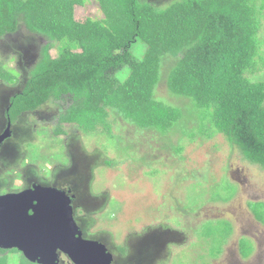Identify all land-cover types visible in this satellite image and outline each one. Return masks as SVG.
<instances>
[{"label":"rangeland","instance_id":"obj_1","mask_svg":"<svg viewBox=\"0 0 264 264\" xmlns=\"http://www.w3.org/2000/svg\"><path fill=\"white\" fill-rule=\"evenodd\" d=\"M145 1L163 8L173 0ZM255 1L261 57L249 76L264 81V0ZM74 13L77 19L103 16L98 0H86ZM46 42L23 26L0 40V59L19 78L16 84L0 81V133L7 125L9 97L24 85ZM137 42L131 44L132 55ZM58 50L55 43L50 53ZM176 59L162 57L154 93L183 111L168 133L138 131L134 124L114 121L110 113V133L72 126L65 137L55 136L52 127L71 102L63 95L9 123L12 135L0 149V194L32 183L73 193V215L83 237L104 243L116 264H264V223L247 203L264 202V168L244 159L223 133L205 134L214 127L194 131V119L186 114L188 98L172 94L166 85ZM124 66L112 75L116 78ZM257 209L264 213V204ZM240 241L245 248L252 245L248 257H241ZM5 254L11 264L17 253ZM60 255L59 264H73Z\"/></svg>","mask_w":264,"mask_h":264},{"label":"trees","instance_id":"obj_2","mask_svg":"<svg viewBox=\"0 0 264 264\" xmlns=\"http://www.w3.org/2000/svg\"><path fill=\"white\" fill-rule=\"evenodd\" d=\"M85 1L0 0V40L21 26L47 40L24 85L9 97L5 113L10 123L69 95L70 104L52 127L55 136L65 137L72 126L110 133V113L114 121L134 124L138 131L168 133L183 111L154 95L166 55L177 57L166 85L172 94L188 98L186 114L194 119V131L214 127L205 134L223 133L244 159L264 168V81L249 76L261 57L255 0H173L163 8L145 0H98L101 18L77 19L75 8ZM136 40L146 48L142 62L130 51ZM55 43L59 50L52 55ZM124 65L130 74L121 82L112 71ZM18 80V71L0 59V81ZM247 203L264 223L257 209L264 202ZM241 244V257H248L252 245ZM5 251L18 253L22 264H37L16 248H0V264H9Z\"/></svg>","mask_w":264,"mask_h":264},{"label":"water","instance_id":"obj_3","mask_svg":"<svg viewBox=\"0 0 264 264\" xmlns=\"http://www.w3.org/2000/svg\"><path fill=\"white\" fill-rule=\"evenodd\" d=\"M9 123L0 133V149L11 135ZM73 197L56 186L36 183L1 193L0 248H16L37 264H59L57 253L73 264H113L103 243L82 236L73 216Z\"/></svg>","mask_w":264,"mask_h":264},{"label":"clouds","instance_id":"obj_4","mask_svg":"<svg viewBox=\"0 0 264 264\" xmlns=\"http://www.w3.org/2000/svg\"><path fill=\"white\" fill-rule=\"evenodd\" d=\"M143 51H144V45L142 42H137L132 49L134 58L137 60V62H142V58H143ZM130 74V69L125 65L119 72L116 73V79L123 82L127 76ZM8 121V119H7ZM5 141V140H4ZM45 186V185H44ZM51 186V185H50ZM59 188V187H57ZM25 189V188H24ZM62 189V188H60ZM22 190V189H21ZM64 190V189H63ZM66 191L67 194L72 195L73 193L67 192L68 190H64ZM74 195V194H73ZM74 200V197H73ZM73 204V201H72ZM74 216V215H73ZM77 223V222H76ZM79 226V225H78ZM107 249V248H106ZM5 250H9V249H5ZM108 251V250H107ZM58 255V259H61V255L60 253H57ZM112 255V254H111ZM10 261L11 264H22V261L19 257V254H14V256L10 257ZM113 261V258H112ZM113 264H116L114 262H112Z\"/></svg>","mask_w":264,"mask_h":264},{"label":"flooded vegetation","instance_id":"obj_5","mask_svg":"<svg viewBox=\"0 0 264 264\" xmlns=\"http://www.w3.org/2000/svg\"><path fill=\"white\" fill-rule=\"evenodd\" d=\"M6 109H7V108H6ZM5 114H6V113H5ZM6 116H7V115H6ZM7 118H8V117H7ZM10 129H11V128H10ZM2 132H3V131H2ZM11 135H12V130H11ZM11 135H10V136H11ZM10 136H9V137H10ZM7 138H8V137H7ZM7 138H6V139H7ZM2 145H3V144H2ZM1 147H2V146H1ZM30 186H31V184H30ZM30 186H29V187H30ZM27 188H28V187H27ZM67 192H69V191H67ZM79 227H80V226H79ZM80 228H81V227H80ZM81 231H82V230H81ZM82 236H83V235H82ZM84 238H86V237H84ZM88 239H93V238H88ZM93 240H96V239H93ZM97 241H98V240H97ZM99 242H101V241H99ZM101 243H102V242H101ZM103 244H104V243H103ZM104 245H105V244H104ZM105 247H106V245H105ZM106 248H107V247H106ZM106 250H108V248H107ZM108 251H109V250H108ZM109 252H110V251H109ZM110 253H111V252H110ZM112 258H113V256H112Z\"/></svg>","mask_w":264,"mask_h":264}]
</instances>
